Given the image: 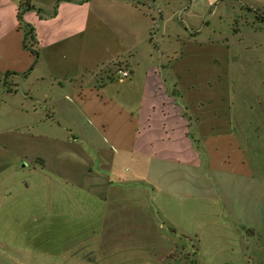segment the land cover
Instances as JSON below:
<instances>
[{
    "label": "crops",
    "instance_id": "1",
    "mask_svg": "<svg viewBox=\"0 0 264 264\" xmlns=\"http://www.w3.org/2000/svg\"><path fill=\"white\" fill-rule=\"evenodd\" d=\"M22 1L0 0V264H12V254L24 249L11 240L17 235L37 236L41 252L54 245L62 261L77 258L72 249L82 239L97 263L110 264L130 246L141 253L153 229L143 218L154 216V208L161 225L151 233L153 246L169 233L193 240L197 263L202 242L185 229L189 205L197 207L194 221L208 216L229 223L238 205L253 215L258 204L264 215V104L233 110L230 135L241 153H209L210 137H223L222 124L211 134L201 129L207 112L203 104L193 108L174 56L185 61L193 51L199 58L209 43L225 46L231 61L264 69V23L256 16H264V0H186L177 8L178 0H28L20 25ZM194 6L191 25L180 16L191 20ZM228 6L230 33L223 35ZM26 31L36 58L24 47ZM118 69L129 76L120 77ZM64 145L85 163L89 179L58 183L48 221L49 201L12 197L13 178L43 173V156L31 153H63ZM128 191L132 197H123ZM19 207L24 213H15Z\"/></svg>",
    "mask_w": 264,
    "mask_h": 264
},
{
    "label": "rangeland",
    "instance_id": "2",
    "mask_svg": "<svg viewBox=\"0 0 264 264\" xmlns=\"http://www.w3.org/2000/svg\"><path fill=\"white\" fill-rule=\"evenodd\" d=\"M179 2L187 5L186 0H178L176 5H174L176 8ZM218 2L219 0H216L214 4L217 5ZM192 9L189 14V17L192 18L191 20H188L187 15H184L185 17L183 15L180 16V18H183L185 22L191 25L194 24L193 18H197L198 15L197 7L194 6ZM194 11L196 14L193 13ZM224 11L221 27L223 35H228L229 31H227L226 25L233 13L229 6ZM173 12L178 16V9ZM196 48H198V39H196ZM191 50H193V44H191ZM179 54L174 55L175 60H177L176 65L180 67L177 69H181L183 65L181 72H185V77L180 85L184 86L186 91L189 90L187 95H189L193 108H198V104H203L205 108L203 111L207 112V118L203 120L204 124L201 129H205V132L211 134V129L215 123L222 124L223 137L217 140L214 137H210L212 139H209L207 143L208 152L241 153L237 142L230 135L229 122L233 118L235 107L245 105L248 102L256 105L264 104V69L256 70L254 63H251V61L243 59L239 61L229 60L225 46L221 45L212 46L208 43L206 54L204 55L201 49L199 58L194 57L192 51L190 58L186 54L185 61H183L180 59ZM33 57L35 58V56ZM188 71L189 74L186 75ZM194 111H198V109H194ZM69 149L68 145H64L63 153H49V148L47 153H31V155L40 154L43 156L46 162L44 172L38 174L25 171L13 178L12 197L16 199L25 197L32 200L44 198L49 201L46 204L48 221L50 219L53 220L55 215V201L59 199L60 195L58 183L69 181L84 185L89 179V175L85 171V163H83L82 159H73V153H67ZM144 162L146 164L147 160ZM22 180L30 185L31 189L29 191L23 188ZM256 191L260 192L257 188ZM129 193L131 192L128 191L125 196H122L132 197ZM149 203L150 200L146 199L144 203L146 209L150 207ZM19 208L15 209V213H24L23 208ZM42 208L43 206L41 210ZM196 208L193 205L187 207L188 211L190 210V217L189 220L184 219V225L187 233L192 236L196 235L202 242L197 263L195 255L196 243L193 240H185L179 236L174 238L168 232L169 238L163 239V237H160L159 248L155 245L153 246L156 237L151 233L155 232L157 223L161 225V219L154 208V216L149 215V220L143 218L144 226L152 227L153 229H149L152 232L148 231L149 234L145 236L147 240L144 239L143 241L142 252H130L133 248L130 246L127 248L129 252L113 254L110 264H264V215L260 214L258 204L255 205L253 215L251 210L246 209L244 206L233 207L230 218L232 222L230 221L229 223L210 222L208 216H205L207 218H203L201 221H194L192 213ZM200 208L202 209V207ZM35 212L38 213L37 210ZM159 214L162 216L161 212ZM20 228L15 224V230H20ZM161 228L162 230H159V232L166 231V227L162 226ZM47 230L50 240H55L58 235L55 236L57 228H55L53 221L48 223ZM97 238L99 239V236L96 237V241L98 240ZM11 240L15 242L16 246L24 247L23 250L12 254L15 259L9 260L12 264H20L22 262L25 264H104L103 262L97 263V254L92 253V250H89L90 247H85L87 246L86 239H82L81 245H77L72 249L74 253L77 252L75 255L76 259L67 260L65 259L67 258L66 255L63 261L62 256L64 255L61 254L60 257L53 252L55 250L53 248L54 245L48 247L50 252H41L42 249H39L38 245L39 238L35 235L31 234L25 238L17 235L12 237ZM147 241H149L148 244ZM98 244L99 242L94 243L95 249Z\"/></svg>",
    "mask_w": 264,
    "mask_h": 264
},
{
    "label": "trees",
    "instance_id": "3",
    "mask_svg": "<svg viewBox=\"0 0 264 264\" xmlns=\"http://www.w3.org/2000/svg\"><path fill=\"white\" fill-rule=\"evenodd\" d=\"M20 9H19V12H18V16H17V18H18V21H19V23H20V25H22L23 24V21H22V14H23V11L24 10H26V9H29V8H31L30 7V5H29V3H28V0H23L21 3H20ZM256 16H257V18H258V20L260 21V22H263L264 23V16L263 15H260V14H258V13H256ZM22 27H20V29H21ZM31 36V35H30ZM28 37H29V32H25L24 33V40H25V43H24V47L26 48V49H28V50H30V53L33 55V56H35V58H36V56H37V54H36V52H34V51H32L29 47L30 46H28V44H27V42H26V40L28 39Z\"/></svg>",
    "mask_w": 264,
    "mask_h": 264
},
{
    "label": "built area",
    "instance_id": "4",
    "mask_svg": "<svg viewBox=\"0 0 264 264\" xmlns=\"http://www.w3.org/2000/svg\"><path fill=\"white\" fill-rule=\"evenodd\" d=\"M117 72H118L119 76L122 78H126L129 76V71L126 69H118Z\"/></svg>",
    "mask_w": 264,
    "mask_h": 264
}]
</instances>
